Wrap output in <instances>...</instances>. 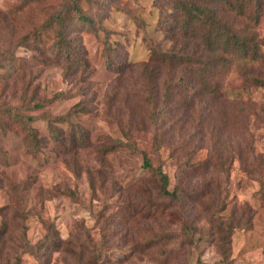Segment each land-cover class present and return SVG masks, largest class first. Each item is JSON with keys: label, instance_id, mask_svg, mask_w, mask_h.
I'll use <instances>...</instances> for the list:
<instances>
[{"label": "rangeland", "instance_id": "1", "mask_svg": "<svg viewBox=\"0 0 264 264\" xmlns=\"http://www.w3.org/2000/svg\"><path fill=\"white\" fill-rule=\"evenodd\" d=\"M61 2L47 0L18 12L25 0H0V62L11 55L25 66L13 80L0 76V107L28 109L36 117L33 125L40 141L35 151L21 126L11 124L5 133L0 126V227L7 224L10 232L0 241V264H264V88L245 84L247 74L264 78V59L222 76L226 96L218 100L196 98L189 91L165 97V87H178L180 74L163 69L162 76L148 84L137 67L149 60L151 46L170 48L174 40L159 31L153 0H139L134 14L112 11L104 22L113 34L111 41L123 46L135 67L121 75L116 68L112 71L103 54V34L82 30L88 68L66 74L65 66L49 54L47 59L39 55L53 43L51 31L40 40L27 37ZM81 5L92 7L85 0ZM230 20L237 27L245 24ZM248 33L264 41V14L256 26L250 23ZM190 46L194 49V42ZM231 90L243 92L247 101L227 97ZM37 104L45 106L30 109ZM167 105L177 112L160 130L162 147L156 155L154 124L147 115L152 107ZM55 117L66 120L58 126L65 142L75 124L88 136V145L69 149L57 144L47 128ZM6 120L0 114V123ZM125 133L163 166L172 186L178 178H187L186 192L196 193L195 210L190 198L184 200L195 227L192 245L180 237L184 214L179 211L157 223L144 213L132 216L131 201L143 200L139 207L148 211L146 202L152 200L136 184L146 174L142 159L127 148L109 155L101 151L115 139L125 141ZM185 165L197 169L185 172ZM146 189L150 192V186ZM230 224L233 234L225 243V257L219 231L227 232ZM50 233L61 241L62 251L29 254L20 248L25 240L34 247ZM157 236H163L160 242ZM149 243L153 248L147 251L136 248Z\"/></svg>", "mask_w": 264, "mask_h": 264}, {"label": "trees", "instance_id": "2", "mask_svg": "<svg viewBox=\"0 0 264 264\" xmlns=\"http://www.w3.org/2000/svg\"><path fill=\"white\" fill-rule=\"evenodd\" d=\"M85 1L92 3V7L83 8L81 0H63L53 13L44 18L38 27L30 31L27 37L36 35V38L40 40L45 31H51L53 43L49 48H46L44 53L40 49L39 55L46 54L45 59H47L49 54L55 63L65 66L66 74H73L77 69L86 70L88 68L87 50L80 38V32L87 30L94 34H103V54L107 67L112 71L116 68L119 75L128 72L135 66L130 64L129 54L123 51V46L117 41H111L113 34L105 27L104 22L110 17L112 11L134 14L133 5H136L139 0ZM45 2L47 0H25V4L17 11H24ZM153 2L159 11V31L165 37L172 38L174 44L170 48H165L162 45L151 46L149 60L138 66L137 69L148 84L162 76L163 69L165 72L168 70L171 73L178 72L180 74L178 87L172 89L165 87L167 88L165 97L170 98L174 91L178 93L189 91L196 98L202 96L218 100V98L226 96L225 87L221 86L219 80L222 76H232L233 70L243 71L248 64L255 67L257 63L263 61L262 46H264V41L259 40L254 33H248V28L250 23H254L256 26L264 14V0H153ZM133 18L136 25H139L138 18L135 15ZM230 18L240 20L245 24L242 27H237ZM27 37L23 40H27ZM191 42L195 44L194 49L190 46ZM24 69L25 66H22L21 63L17 65L11 55L3 57L0 62V71L4 72L0 75L3 81L9 75V78L12 76L13 80ZM187 76L189 84H186ZM247 77L245 80L247 87L264 88V78L261 76L247 74ZM145 86L146 90L151 89L147 85ZM245 89L248 90L246 87ZM57 96L63 97L61 94ZM227 97L232 100L247 101L243 92L240 91L231 90L227 93ZM6 106L0 107V114H4L8 118L4 123H0L4 133L11 124L21 126L27 131V138L32 141L33 148L37 151L40 141L37 129L33 125L36 117L29 114L28 109L21 112L16 107ZM44 106L45 104L32 105L30 109L40 110ZM150 112L147 118L151 124H154L153 146L155 154L158 155L163 139L160 130L164 124L171 122L177 109L167 105L161 110H153L152 107ZM65 121L62 117L48 120V134L62 147L67 146L69 149L77 148V146L86 147L88 136L85 135L82 128L75 124H72L70 131L67 132L66 142L60 137L58 126H61L59 124ZM129 134L125 133V141L115 139L111 145L102 147L101 151L109 155L119 149L127 148L142 159L146 174L136 184L152 200L146 202L148 211H143L139 207L140 202L145 204L143 200L131 201L128 208L132 216H143L140 214L144 213V216H148V220L157 223L168 213L173 216V211H179V214H184L183 223L179 224L180 237L185 244L192 245L195 227L188 217L184 200L185 197L190 198L193 202L192 210H195V207L198 206L197 200H194L196 193L193 196L186 192L187 178H178V182L172 186L171 177L163 166L160 163L155 164L151 155L141 151ZM185 166V172L197 169V165ZM147 186H150V192L146 189ZM205 192L202 191V197L207 196ZM0 216L3 218L1 214ZM212 220L213 216L208 219V222ZM232 228L233 226L230 224L227 227V232L221 229L219 231L223 235L221 250L225 257L228 255V246L225 248V243H228V239L233 234ZM9 235L7 224H3L0 227V241ZM163 236H157V242H160ZM150 244H139L136 245V248L147 251L153 248ZM20 248L29 254H34L36 250L45 252L63 250L61 241L53 233H50L44 241L38 242L34 247L28 240H25ZM80 249L83 252L84 246L80 245ZM67 250L70 251V249ZM95 250L98 252L97 248Z\"/></svg>", "mask_w": 264, "mask_h": 264}]
</instances>
